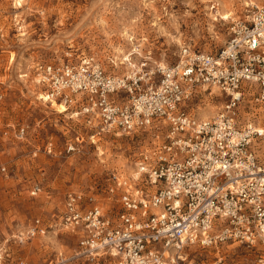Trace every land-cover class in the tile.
Instances as JSON below:
<instances>
[{"label": "built area", "instance_id": "built-area-1", "mask_svg": "<svg viewBox=\"0 0 264 264\" xmlns=\"http://www.w3.org/2000/svg\"><path fill=\"white\" fill-rule=\"evenodd\" d=\"M243 6L214 52L182 45L172 63L143 62L127 72L73 47L32 63L40 91L78 112L89 140L119 132L139 145L129 171L110 170L96 190H67L54 211L4 236L0 264L100 256L114 264H207L196 254L233 244L264 264V0ZM213 88L226 100L215 114L199 116L192 101ZM15 137L27 138L25 123ZM76 147L65 141V151ZM43 152L54 154L51 137ZM41 191L36 182L30 196ZM49 233L72 234L75 246L48 251L40 262L28 259L26 245Z\"/></svg>", "mask_w": 264, "mask_h": 264}, {"label": "rangeland", "instance_id": "rangeland-1", "mask_svg": "<svg viewBox=\"0 0 264 264\" xmlns=\"http://www.w3.org/2000/svg\"><path fill=\"white\" fill-rule=\"evenodd\" d=\"M17 1L0 0V125L7 130L0 136V241L33 216L54 211L67 190H96L110 170L129 171L139 145L135 136L120 133L89 140L90 131L79 113L63 103L43 99L45 93L29 72L35 60L73 47L75 53L95 54L110 70L114 61L116 70L125 72L130 69L123 58L136 48L140 54L131 59L136 67L143 62L146 66L172 63L182 45L211 52L219 49L227 38L229 21L242 16L244 9L243 0ZM228 9L234 13L227 19L219 18V12ZM225 100L217 89H207L200 91L192 106L199 116H210ZM21 123L27 125V138L22 141L15 137ZM48 137L54 143L53 155L43 152ZM65 141L66 146L69 141L76 143L75 151H65ZM37 147V156H32L31 150ZM2 166L5 171H1ZM36 182L42 191L30 196ZM75 242L72 234L49 233L31 241L24 252L28 259L40 262L48 251H67ZM217 249L218 253L209 249L196 254V259L203 258L207 264H253L236 244L218 245ZM12 250L14 255L19 253V247L12 246ZM71 264L114 261L100 256Z\"/></svg>", "mask_w": 264, "mask_h": 264}, {"label": "bare ground", "instance_id": "bare-ground-1", "mask_svg": "<svg viewBox=\"0 0 264 264\" xmlns=\"http://www.w3.org/2000/svg\"><path fill=\"white\" fill-rule=\"evenodd\" d=\"M18 2V4H20V0H18L17 1ZM219 12V11H218ZM234 12L232 11V10H230V9H228V10H226V11H223V12H219V18H221V19H227V18H229L232 14H233ZM140 54V51H138V49H136V48H134V49H132V55L130 54V56H129V54L128 55H126V57L125 58H123V60L125 59V60H128V68L129 69H134L135 67H136V64L134 63V62H132L131 61V59L133 58V59H135L134 57H136V56H138ZM132 59V60H133ZM142 64H144V63H142ZM128 69V70H129ZM127 72V71H126ZM43 99L45 100V101H51V102H53L54 101V99H47V96L45 95V96H43ZM60 103H62V102H60ZM64 104V103H63ZM64 105H66V104H64ZM68 106L66 105V108H67ZM212 108H215V107H212ZM76 113H78V112H76ZM205 113V112H204ZM203 113V114H204ZM118 134H119V132H117ZM121 134V133H120Z\"/></svg>", "mask_w": 264, "mask_h": 264}]
</instances>
